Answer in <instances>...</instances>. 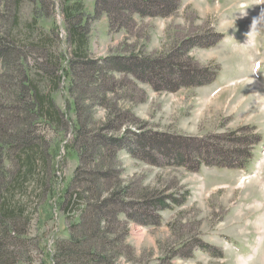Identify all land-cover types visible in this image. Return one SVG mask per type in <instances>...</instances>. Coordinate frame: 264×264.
<instances>
[{"label": "rangeland", "instance_id": "374dc122", "mask_svg": "<svg viewBox=\"0 0 264 264\" xmlns=\"http://www.w3.org/2000/svg\"><path fill=\"white\" fill-rule=\"evenodd\" d=\"M95 2H84L89 21L90 60L130 55L159 59L178 48L186 39L203 37L209 43L217 35H222L218 45L209 49L195 48L187 58L201 66L198 58L212 56L215 59L216 62L207 66L218 67L220 75L217 84L214 82L209 88L242 79L225 88V97L214 100V96H207L211 90L182 89L177 92L179 96L176 93H157L129 75L111 72L103 80L105 87L113 90V93H107V106L100 105L101 101L96 99H87L89 101L84 105V113L94 115L98 128L107 124L109 114H130L148 131L176 137L206 138L235 132L243 127L233 129L230 117V103L227 101L229 90L234 89L237 92L236 102H239L234 111L236 118L256 128L264 139V0H182L181 9L171 18L135 17V27L130 32H111L107 16L96 20ZM115 2L125 5L123 0ZM49 3V8H46L40 1L22 0L16 12L18 23L15 35L25 40L31 34L32 40H35L42 33L57 42V53L72 59L73 45L68 39L63 3L61 0H49ZM245 12L246 15L242 16ZM6 13L4 2L0 0V17L6 16ZM234 60L237 63H233ZM241 65L243 68H240ZM26 69L35 80H41L36 74L32 57ZM249 74L254 75L251 81L247 78ZM166 77L169 78L168 75ZM81 81L82 85L93 87L84 79ZM78 83L81 85L80 79ZM70 85L71 81L63 79L53 98L57 106L67 111L69 118L76 122L78 113L69 97ZM204 100L207 101L205 104ZM209 101L211 106L207 104ZM204 114L217 116L208 118ZM127 129L140 131L143 128L125 123L117 134L122 135ZM35 130L47 139L55 152L50 174L54 177L51 184L56 186L55 196L54 186L38 188L37 183L41 186V182L28 178L20 186L16 179L12 181L11 178L14 183L11 187L13 200L25 208V216L29 220L27 235L22 238L28 242V254L20 264H53L48 253L54 251L58 242L69 239V226L80 219V213L68 212L59 205L64 202L80 161L74 153L65 150V144L69 145L73 140L71 126L66 138H62L66 143H59L61 139L54 137L48 128L36 127ZM246 134L242 132L238 136ZM165 161L166 158H161L160 165L150 166L133 159L127 152L120 154L125 185L148 189L157 197L169 199L170 204V209L159 213L162 218L160 226L129 224L125 244L132 249L134 263L240 264L243 261L244 264H264L261 165L249 164L248 169L236 171L203 167L198 173H188L183 168L166 166ZM5 167L15 172L13 164L5 163ZM248 181L251 182L246 192L243 184ZM258 185L260 188L256 190L259 191L253 189L259 194L254 199L252 188ZM119 263L131 264L125 256Z\"/></svg>", "mask_w": 264, "mask_h": 264}, {"label": "trees", "instance_id": "16d2710c", "mask_svg": "<svg viewBox=\"0 0 264 264\" xmlns=\"http://www.w3.org/2000/svg\"><path fill=\"white\" fill-rule=\"evenodd\" d=\"M32 1H40L49 8V0ZM61 1L68 39L73 45L72 59L57 53V42L42 33L35 37L36 42L31 34L20 40L15 28L16 12L22 0H2L7 13L0 17V264H20L28 254V242L22 238L27 235L29 220L25 208L13 200L12 181L16 179L22 186L23 181L34 179L41 182V186L37 183L38 188L54 186L50 174L55 152L35 129L48 128L54 137L61 139L59 143H66L69 126L73 140L65 144V150L74 153L80 164L64 202L59 205L68 212L80 213V219L69 226V239L58 242L48 255L53 264H120L124 256L136 264L131 247L125 244L129 224L160 226L159 213L170 209V204L169 199L157 197L148 189L125 185L120 154L127 152L150 166H158L160 159L166 158V166L183 168L188 173H198L202 167L244 170L261 139L257 129L250 126L206 138L176 137L148 131L130 114H109L107 124L98 128L94 115L84 113V105L96 99L101 101L100 105L107 106V93H113L103 84L108 74L129 75L157 93L207 87L216 81L220 69L202 67L187 55L195 48H213L222 35L209 43L203 37L186 39L159 59L130 55L93 61L88 54L85 0ZM115 1L95 2L94 18L107 16L111 32H130L137 16L171 18L182 6V0H123L124 6ZM31 57L40 81L26 69ZM63 79L71 81L68 93L78 113L76 122L53 98ZM81 79L93 87L82 85ZM125 123L146 130L127 129L118 135ZM242 132L248 134L238 136ZM5 163L13 164L15 172L6 169Z\"/></svg>", "mask_w": 264, "mask_h": 264}, {"label": "crops", "instance_id": "0c3cea01", "mask_svg": "<svg viewBox=\"0 0 264 264\" xmlns=\"http://www.w3.org/2000/svg\"><path fill=\"white\" fill-rule=\"evenodd\" d=\"M199 62L202 64V66H207L209 65L210 63L212 62H216L215 59L212 57V56H209V57H200L198 58ZM233 63H237V61H233ZM240 68H243V65L240 66ZM239 70V69H238ZM220 75V74H219ZM249 79V81L253 80L254 78V75L252 74H249V76L247 77ZM218 79H219V76H218ZM218 79L216 80V84H217V81ZM240 80L242 79H238V80H230L229 82H226L222 85H218L217 88H209V87H205V88H200V89H205V90H211L207 96H214V100L216 98H222L226 93H227V90L225 88H228V87H231V86H234L232 85V83H238ZM189 91V90H188ZM203 92H200V94H202ZM149 94V92H148ZM151 95V93L149 94ZM177 96H179L177 93L175 94ZM174 96V95H173ZM172 97V96H171ZM225 97V96H224ZM227 100H228V96L226 97ZM237 92L234 90V89H230L229 90V101H227V103L229 102L230 103V109H231V114H230V117L232 119V124H233V129H239L241 127H244V126H247V123L246 122H239L238 118H236V114H234V111L235 109L237 108V106L239 105V102H236L237 101ZM243 99V96L241 97V101ZM207 101L204 100V104L206 103ZM208 105H212V102L209 101L207 103ZM186 117H188V115H185ZM208 117V118H212V117H216L217 114H204V117ZM261 137V136H260ZM264 150V139L261 138V143L255 148L254 152H253V159L250 163V166L253 165V164H256V165H261V170L260 168L258 170H260V173H262L263 175V178H262V184H263V187H264V157L262 156V152ZM248 169V168H247ZM251 182V181H248L247 184H244L243 185V189L244 191L247 192V186H248V183ZM257 188H260L259 185L256 186V187H253L252 188V192H253V189H257ZM256 191H259L256 190ZM255 195L254 199L257 197V195H259L258 193L256 194L255 192H253ZM262 197V196H261ZM264 197V195H263ZM264 226V225H263Z\"/></svg>", "mask_w": 264, "mask_h": 264}, {"label": "bare ground", "instance_id": "6f19581e", "mask_svg": "<svg viewBox=\"0 0 264 264\" xmlns=\"http://www.w3.org/2000/svg\"><path fill=\"white\" fill-rule=\"evenodd\" d=\"M244 179V178H243ZM247 179V178H246ZM248 180V179H247ZM242 181V180H241ZM240 264H244V262L242 261V262H240Z\"/></svg>", "mask_w": 264, "mask_h": 264}, {"label": "clouds", "instance_id": "9594fccd", "mask_svg": "<svg viewBox=\"0 0 264 264\" xmlns=\"http://www.w3.org/2000/svg\"><path fill=\"white\" fill-rule=\"evenodd\" d=\"M241 15H242V16H243V15H246V12H245V13H242Z\"/></svg>", "mask_w": 264, "mask_h": 264}]
</instances>
